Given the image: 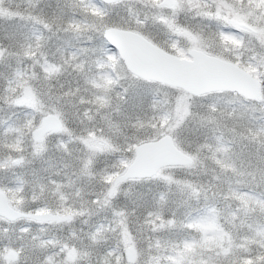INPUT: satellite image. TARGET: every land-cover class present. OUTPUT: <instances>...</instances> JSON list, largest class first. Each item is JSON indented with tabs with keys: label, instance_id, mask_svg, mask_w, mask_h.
I'll return each mask as SVG.
<instances>
[{
	"label": "snow or ice",
	"instance_id": "snow-or-ice-1",
	"mask_svg": "<svg viewBox=\"0 0 264 264\" xmlns=\"http://www.w3.org/2000/svg\"><path fill=\"white\" fill-rule=\"evenodd\" d=\"M0 264H264V0H0Z\"/></svg>",
	"mask_w": 264,
	"mask_h": 264
}]
</instances>
